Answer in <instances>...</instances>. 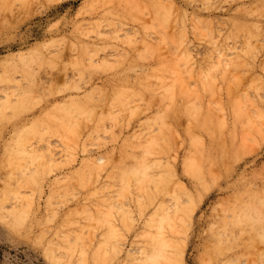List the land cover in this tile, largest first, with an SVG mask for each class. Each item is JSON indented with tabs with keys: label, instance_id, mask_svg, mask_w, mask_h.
I'll list each match as a JSON object with an SVG mask.
<instances>
[{
	"label": "rangeland",
	"instance_id": "374dc122",
	"mask_svg": "<svg viewBox=\"0 0 264 264\" xmlns=\"http://www.w3.org/2000/svg\"><path fill=\"white\" fill-rule=\"evenodd\" d=\"M261 111L264 0H0V264H264Z\"/></svg>",
	"mask_w": 264,
	"mask_h": 264
},
{
	"label": "bare ground",
	"instance_id": "6f19581e",
	"mask_svg": "<svg viewBox=\"0 0 264 264\" xmlns=\"http://www.w3.org/2000/svg\"><path fill=\"white\" fill-rule=\"evenodd\" d=\"M166 2H167V1H164V4H165ZM168 2H169V1H168ZM169 3H170V2H169ZM169 3H168V4H169ZM166 5H167V4H166ZM169 5H170V4H169ZM171 5H172V4H171ZM241 6H242V5H241ZM243 6H244V5H243ZM247 7H248V6H247ZM249 7H251V6L249 5ZM249 7H248V8H249ZM238 8H239V7H238ZM245 8H246V7H245ZM160 9H161V7H160ZM249 9H250V8H249ZM252 9H253V7L251 8V10H252ZM164 10H165V9H164ZM164 10H163V12H165ZM243 10H244V9H243ZM166 11H170V10H166ZM245 11H247V10L245 9ZM249 11H250V10H249ZM256 11H257V10H256ZM249 13H250V12H249ZM167 14L169 15V13H167ZM162 15H163V14H162ZM162 15H160V16H162ZM165 15H166V14H165ZM168 15H167V16H168ZM257 15H260V14L258 13ZM169 16H170V15H169ZM165 19H166V18H165ZM168 19H170V18H168ZM168 19H167V21H168ZM164 21H165V20H164ZM196 21H197V20H196ZM208 21H209V20H208ZM211 21H212V20H211ZM231 21H232V20H231ZM233 22H234V21H233ZM244 22H246V21H244ZM163 23H164V22H163ZM234 23H237V22H234ZM257 23H258V22H257ZM237 24H239V23H237ZM255 24H256V23H255ZM241 25H243V24H241ZM252 25H253V24H252ZM160 26H162V25H160ZM197 26H198V25H197ZM239 26H240V24H239ZM256 26H257V24H256ZM192 27H193V26H192ZM160 28H161V27H160ZM229 28H230V27H229ZM241 28H242V27H241ZM241 28H239V29H241ZM243 28H246V27H243ZM198 29H199V28H198ZM230 29H231V28H230ZM230 29H229V30H230ZM237 29H238V28H237ZM239 29H238V30H239ZM246 29H247V28H246ZM162 30H166V29H162ZM238 30H237V32L239 33ZM249 30H250V28H249ZM242 31H243V30H242ZM161 32H162V31H161ZM179 32H180V31H179ZM217 32H218V31H217ZM114 33H115V32H114ZM183 33H184V32H183ZM204 33H205V32H204ZM228 33H229V32H228ZM161 34H162V33H161ZM181 34H182V32H181ZM225 34H226V32H225ZM230 35H231V34H230ZM234 35H235V34H234ZM132 36H133V35H132ZM219 36H220V35H219ZM129 37H130V35L128 36V38H129ZM176 37H178V36H176ZM176 37H175V38H176ZM198 37H199V36H198ZM232 37H233V36H232ZM240 37H241V36H240ZM235 38H237V37H235ZM244 38H245V36H244ZM225 39H226V38H225ZM233 39H234V37H233ZM245 39H246V38H245ZM248 39H249V38H248ZM248 39H247V40H248ZM170 40H171V39H170ZM181 40H182V38H181ZM163 41H164V40H163ZM179 41H180V40H179ZM229 41H230V40H229ZM243 41L246 42V40H243ZM183 42H184V41H183ZM230 42H231V41H230ZM181 43H182V41H181ZM181 43H180V44H181ZM236 43H237V42H236ZM239 43H240V42H239ZM243 43H244V42H243ZM243 43H242V44H243ZM246 43H247V42H246ZM244 44H245V43H244ZM250 44H251V43H250ZM223 45H224V44H223ZM230 45H231L232 47L234 46V44H233V45L230 44ZM248 45H249V44H248ZM246 46H247V45H246ZM246 46H245V48H246ZM251 46H252V45H251ZM228 47H229V45H228ZM234 47H236V46H234ZM253 47H255V45H254ZM236 48H237V47H236ZM247 48H250V46H247ZM85 49H86V51H89V48H88L86 45H85ZM222 49H223V47H222ZM224 49H225V48H224ZM243 49H244V48H243ZM250 49H252V47H251ZM226 50H227V49H226ZM228 50H230V49L228 48ZM228 50H227V51H228ZM232 50H233V49H232ZM244 50H245V49H244ZM244 50H243V51H244ZM252 50H253V49H252ZM235 51H236V50H235ZM239 51H240V50H239ZM247 51H248V50H247ZM210 52H212V51H210ZM220 52H221V54H222V50H221ZM236 52H237V51H236ZM248 52H249V51H248ZM182 53H183V52H182ZM190 53H191V52H190ZM212 53H213V52H212ZM223 53H225V52H223ZM245 53H246V51H245ZM209 54H210V53H209ZM231 54H232V53H231ZM182 55H183V54H182ZM190 55H191V54H190ZM216 55H218V54H216ZM191 56H193V55H191ZM222 56H223V55H222ZM227 56H229V55H227ZM227 56H226V57H227ZM180 57H181V56H180ZM183 57H184V56H183ZM219 57H220V56H219ZM219 57H218V58H215V59H218V60H219ZM236 57H237V56H236ZM181 58H182V57H181ZM189 58H190V56H189ZM189 58H188V56H187L186 59H185V62H187L186 60H188ZM227 58H228V57H227ZM227 58H226V61H227ZM239 58H240V56H239ZM239 58H237V59H239ZM224 59H225V56H224ZM224 59H223V61H224ZM229 59H231V58H229ZM229 59H228V60H229ZM233 60H234V59H233ZM233 60H232V61H233ZM239 60H240V59H239ZM183 61H184V60H183ZM230 61H231V60H230ZM188 62H189V61H188ZM194 62H195V61H194ZM218 62H219V61H218ZM227 62H228V61H227ZM238 62H239V61H238ZM238 62H235V63H238ZM235 63H234V64H235ZM193 64H194V63H193ZM195 64H196V63H195ZM219 64H221V63H219ZM201 65H202V64H201ZM193 66H194V65H193ZM110 67H111V66H110ZM60 73H61V72H60ZM60 73H59V74H60ZM222 73H223V72H222ZM62 75H63V74H62ZM62 75H61V76H62ZM81 76H82V75H81ZM55 77H57L56 74H55ZM55 77H54V80H53V81L56 80ZM59 77H60V76H59ZM208 77H209V76H208ZM57 78H58V77H57ZM206 79H208V78H206ZM56 81H57V80H56ZM207 81H208V80H207ZM15 82H16V81H15ZM53 83H54V82H53ZM207 84H208V83H207ZM204 87H205V85H204ZM208 88H209V87H208ZM210 88H212V87L210 86ZM207 90H208V89H207ZM133 91H134V90H133ZM183 92H184V91H183ZM183 92H182V93H183ZM190 92H191V91H189V94H190ZM191 93H192V92H191ZM193 93H194V92H193ZM135 94L137 95V93H135ZM175 94H176V93H175ZM175 94H174V95H175ZM179 94H180V93H179ZM186 94L188 95V92H187ZM184 95H185V94H184ZM197 95H198V93L195 94V96H197ZM8 96H9V94L6 93V94H5V99H7ZM191 96H192V98H193V95H191ZM191 96H189V97L191 98ZM175 97H176V96H175ZM180 97H181V96H180ZM187 97H188V96H187ZM198 97H199V96H198ZM181 98H182V97H181ZM204 98H205V97H204ZM187 99H188V98H187ZM198 99H199V98H198ZM198 99H197V100H198ZM175 100H176V98H175ZM180 100H181V99H180ZM192 100H193V99H192ZM250 100H251V99H250ZM253 101H255V100H253ZM173 102H174V101H173ZM185 102H186V101H185ZM191 102H193V101H191ZM239 102H240V101H239ZM175 103H176V102H175ZM178 103H179V102H178ZM193 103H194V102H193ZM193 103H192V105H193ZM180 104H181V103H180ZM184 104H185V103H184ZM190 104H191V103H190ZM232 104H233V103H232ZM171 105H172V104H171ZM187 105H188L189 108H191L189 104H187ZM192 105H191V106H192ZM234 105H235V104H233V107H234ZM239 105H240V107H241V104H239ZM244 105H245V104H244ZM179 106H180V105H179ZM179 106H178V107H179ZM193 106H194V105H193ZM193 106H192V107H193ZM173 107H174V105H173ZM180 107H181V106H180ZM180 107H179V108H180ZM185 107L187 108V106H185ZM194 107H195V106H194ZM194 107L192 108L193 111L195 110ZM196 107H197V106H196ZM202 107H203V106L201 105V108H202ZM235 107H236V106H235ZM135 108H136V107H135ZM135 108H134V109H135ZM168 108H169V107H168ZM171 108H172V107H171ZM176 108H177V107H176ZM181 108L183 109V107H181ZM130 109H132V108H130ZM130 109H128V110H130ZM169 109H170V108H169ZM198 109H200V107H199V108L197 107V110H198ZM234 109H236V108H233L232 110H234ZM258 109H259V108H258ZM167 110H168V109H167ZM184 110H185V109H184ZM186 110H187V109H186ZM187 111H189V110H187ZM187 111H186V112H187ZM190 111H191V109H190ZM198 111H199V110H198ZM240 111H241V108H240ZM85 112H86V111H85ZM131 112H133V111L131 110ZM194 112H195V111H194ZM118 113H119V112H118ZM162 113H163V111H162ZM189 113H190V112H189ZM189 113L187 112V114H189ZM205 113H206V112H205ZM235 113H236V112H235ZM261 113H264V112L261 111ZM82 114H84V113H82ZM191 114H192V113H191ZM196 114H197V112H196ZM198 114H200V113H198ZM236 114H237V113H236ZM240 114H241V113H240ZM258 114H260V111H259ZM113 115H114V114H113ZM133 115H134V114H133ZM193 115H194V114H193ZM201 115H202V114H201ZM206 115H207V113H206ZM206 115H205V116H206ZM238 115H239V114H238ZM109 116H110V115H109ZM111 116H112V115H111ZM128 116H129V115H128ZM195 116H196V115H195ZM195 116H194V117H195ZM205 116H204V117H205ZM129 117H130V116H129ZM210 117H211V114H210ZM210 117H209V118H210ZM243 117H244V116H243ZM158 118H159V117H158ZM195 118H196V117H195ZM206 118H207V117H206ZM238 118H239V116H238ZM200 119H201V118H200ZM211 119H212V118H211ZM211 119H210V120H211ZM241 119H242V118H241ZM127 120H128V117H127ZM159 120H160V118H159ZM174 120H175V119H174ZM206 120H207V119H206ZM236 120H237V117H236ZM243 120H244V119H243ZM153 121H156V120L154 119ZM246 121H248V118H247ZM73 122H74V121H73ZM116 122H118V121H116ZM120 122H122V121H120ZM172 122H173V120H172ZM239 122H240V121H239ZM243 122H244V121H243ZM75 123H76V121H75ZM115 124L117 125V123H115ZM167 124H168V123H167ZM201 124H202V123H201ZM204 124H205V123H204ZM240 124H241V123H240ZM126 125H127V124H126ZM162 125H163V124H162ZM162 125H161V126H162ZM164 125H165V124H164ZM117 126H118V125H117ZM170 126H171V124H170ZM115 127H116V126H115ZM163 127H164V126H163ZM171 127H172V126H171ZM171 127H170V128H171ZM234 127H235V126H234ZM113 128H114V127H113ZM118 129H119V128H118ZM172 130H173V129H172ZM160 131H161V130H160ZM114 133H115V132H114ZM234 133H235V132H234ZM234 133H233V134H234ZM133 134H134V133H133ZM235 134H236V133H235ZM130 135H131V134H130ZM167 135H168V134H167ZM162 136H163V135H162ZM234 136H236V135H234ZM150 137H151V136H150ZM154 138H155V137H154ZM149 139H150V138H149ZM189 139H190V138H189ZM194 139H195V138H194ZM194 139H193V140H194ZM150 140H151V139H150ZM150 140H149V141H150ZM152 140H153V139H152ZM162 140H163V139H162ZM193 140H192V141H193ZM197 140H198V139H197ZM194 141H195V140H194ZM240 141L242 142V140H240ZM140 142H141V141H140ZM152 142H153V141H152ZM158 142H159V141H158ZM198 142H199V141H198ZM135 143L137 144V142H135ZM146 143H147V142H146ZM201 143H203V142H201ZM225 143H227V142H225ZM143 144H144V143H143ZM156 144H158V143H155V145H156ZM221 144H222V143H221ZM223 144H224V143H223ZM141 145H142V144H141ZM160 145H161V144H160ZM143 146H144V145H143ZM161 146H162V145H161ZM239 146H240V144H239ZM146 147H147V146H146ZM136 148H138V146H137ZM140 148H141V150H142V147H140ZM149 148H150V146H149ZM138 149H139V148H138ZM145 149H146V148H145ZM151 149H152V148H151ZM203 149H204V148H203ZM224 149H225V148H224ZM131 151H132V150H131ZM134 151H135V150H134ZM150 151H151V150H150ZM205 151H206V150H205ZM48 152H49V151H48ZM141 152H142V151H141ZM144 152H145V151H144ZM152 152H153V150H152ZM52 153H53V152H52ZM132 153H133V152H132ZM156 153H157V152H156ZM223 153H224V152H223ZM226 153L228 154V152H226ZM134 154H135V153H134ZM146 154H149V153H146ZM138 155H139V154H138ZM138 155H137V156H138ZM51 156H52V155H51ZM146 156H147V155H146ZM146 156H145V157H146ZM236 156H237V155H236ZM36 159H38V158H36ZM92 160H93V159H92ZM92 160H91V161H92ZM125 162H126V161H125ZM194 163H195V162H194ZM186 165H187V164H186ZM193 165H194V164H193ZM158 167H159V164H158ZM193 167L195 168V166H193ZM199 169H200V168H199ZM192 170H193V168H192ZM148 172H149V171H148ZM161 177H162V176H161ZM176 184H177V183H176ZM181 186H182V185H181ZM180 208H181V207H180ZM183 210H184V209H183ZM180 212H181V211H180ZM170 216H171V215H170ZM154 218H155V217H154ZM154 220H155V219H154ZM161 223H162V222H161ZM161 223H160V224H161ZM169 223H170V222H169ZM162 225H163V224H162ZM8 226H9V225H8ZM15 229H16V227H15ZM17 229H18V228H17ZM180 230H181V229H180ZM8 231H10V229H9ZM14 231H15V230H14ZM10 232H11V231H10ZM158 253H159V252H158Z\"/></svg>",
	"mask_w": 264,
	"mask_h": 264
}]
</instances>
